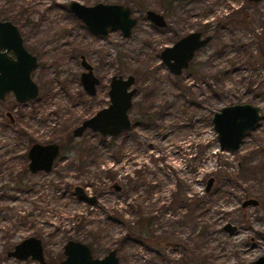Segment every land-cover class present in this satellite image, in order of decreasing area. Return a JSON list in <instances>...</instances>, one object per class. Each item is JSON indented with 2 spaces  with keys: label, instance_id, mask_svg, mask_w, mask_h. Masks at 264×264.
Here are the masks:
<instances>
[{
  "label": "rangeland",
  "instance_id": "rangeland-1",
  "mask_svg": "<svg viewBox=\"0 0 264 264\" xmlns=\"http://www.w3.org/2000/svg\"><path fill=\"white\" fill-rule=\"evenodd\" d=\"M71 1L121 2L138 23L128 39L117 31L95 36L67 10ZM167 3L0 0V20L18 28L38 59V97L0 102V264H35L7 258L29 237L42 241L46 264H60L69 240L88 245L94 258L116 250L120 264H250L264 256V0L249 6L245 23L220 30L213 28L225 14L218 8L215 20L208 18L213 42L179 76L159 54L204 30L208 10L201 0H176L171 11ZM144 10L164 14L172 32L155 30ZM79 54L101 81L95 97L81 88ZM112 76L135 78L130 130L113 138L87 130L74 138L77 126L108 106ZM235 104L259 107L261 120L237 152L220 151L211 119ZM35 143L66 144L48 174L28 171ZM76 186L97 203L79 200ZM248 199L257 206L242 208ZM225 224L237 231L227 233Z\"/></svg>",
  "mask_w": 264,
  "mask_h": 264
},
{
  "label": "water",
  "instance_id": "water-1",
  "mask_svg": "<svg viewBox=\"0 0 264 264\" xmlns=\"http://www.w3.org/2000/svg\"><path fill=\"white\" fill-rule=\"evenodd\" d=\"M259 1V0H253ZM67 10L81 22L92 35L105 38L109 31H120L123 38L132 36L137 25V19L132 15L129 6L119 4L97 3L92 6L83 5L77 1L67 4ZM146 18L157 26H165L162 15L147 11ZM210 38L202 39L199 33H190L160 53V59L167 69L179 76L189 67L195 53L204 46ZM80 82L90 96L95 95V87L99 80L93 74V68L84 56H81ZM37 57L31 54L23 45V39L18 28L10 21L0 20V102L11 94L18 104L33 101L38 97V86L32 79V72L37 68ZM264 67V63L262 64ZM133 76H113L110 80L108 106L99 110L91 118L83 121L72 131L74 138H79L87 130L98 133L101 137H116L130 130L129 112L133 98L137 93ZM261 120L260 109L250 104H235L221 108L212 116L211 122L220 151L235 153L240 149L244 137L255 129ZM60 146L57 143L30 146L27 158L28 171L31 174L50 173L55 161L60 156ZM213 186L209 179L206 192ZM116 192L120 189L113 186ZM74 195L88 204H95L97 199L89 196L85 190L76 186ZM258 202L248 199L242 203V208L257 206ZM223 230L229 234L237 231L231 224H225ZM64 260L61 264H120L116 250H111L103 258H94L88 245L69 240L63 247ZM8 258L26 261L29 258L39 264H45V256L41 240L29 237L15 245ZM250 264H264V256L258 257Z\"/></svg>",
  "mask_w": 264,
  "mask_h": 264
},
{
  "label": "flooded vegetation",
  "instance_id": "flooded-vegetation-1",
  "mask_svg": "<svg viewBox=\"0 0 264 264\" xmlns=\"http://www.w3.org/2000/svg\"><path fill=\"white\" fill-rule=\"evenodd\" d=\"M167 1V0H166ZM262 0H259V1H253V0H243V1H236V0H228V2L227 3H224V0H218V1H214L212 4H211V6H209V2H207V0H201V8H204V9H206V10H208L206 13H205V15H201L202 16V18H204V20H205V22L203 23V28H204V30H199V31H193V32H191V33H199L200 35H201V38L202 39H205V38H210L209 39V41L204 45V46H202V47H200V49H198L197 50V52L195 53V55L198 53V52H200V51H203V50H205L206 49V47L207 46H209L210 44H211V42H213V40H214V38H215V35H216V33H208V31H210L211 29V26H212V24H211V21H214L215 20V18H214V14H215V12H216V10L218 9V8H222V9H224L225 10V14H223L222 16H220V18H222V19H219L218 21H217V24L215 25V27H213V28H215V29H223V28H225V26H227V24H229V25H231L232 26V24H239V23H245L247 20H248V16H249V13H250V11H249V8L251 7V5H253V4H257V3H260ZM176 2V0H168V3H167V11H171L173 8H172V4H174ZM97 4V3H96ZM112 4V3H111ZM113 4H116V3H113ZM177 4H180L179 2H177ZM119 5H123V4H119ZM248 6V7H247ZM250 6V7H249ZM67 7V6H66ZM238 8V10H236V9H234V8ZM171 8V9H170ZM170 9V10H169ZM147 11H152V10H147ZM147 11H145L144 12V16H145V18H146V12ZM155 12V11H154ZM249 12V13H248ZM157 13V12H156ZM167 13V12H166ZM165 13V14H166ZM241 13H243L244 14V17H237V14H241ZM159 14V13H158ZM160 15H162L163 16V18H164V20H165V26H157V25H155V24H153V23H151L147 18V20L149 21V23H150V25L155 29V30H163L164 28H168V30H169V32H172V28L171 27H169L168 26V24H167V22H166V19H165V15L164 14H160ZM208 18H210L211 19V21H209L208 20ZM137 19V18H136ZM81 23V22H80ZM137 23H138V19H137ZM110 32V31H109ZM117 32H119L120 33V31H117ZM20 33V32H19ZM109 34V33H108ZM107 34V35H108ZM121 34V33H120ZM190 34V33H189ZM188 35V34H187ZM122 36V35H121ZM107 37V36H106ZM184 37V36H183ZM183 37H180V38H178L174 43H176L177 41H179L181 38H183ZM173 43V44H174ZM172 44V45H173ZM23 45H24V43H23ZM172 45H170V46H172ZM170 46H167V47H170ZM25 47V46H24ZM26 48V47H25ZM166 48V47H165ZM164 48V49H165ZM164 49H162L161 50V52L164 50ZM27 50V49H26ZM28 51V50H27ZM160 52V53H161ZM32 54V53H31ZM225 54V53H224ZM160 55V54H159ZM195 55H194V57H195ZM35 56V55H34ZM81 56H84L85 57V60L89 63V61L87 60V58H86V56L84 55V54H79L78 55V60H79V65H80V67H81ZM194 57H193V59H194ZM193 59H192V61H193ZM191 61V62H192ZM191 62L189 63V67H190V64H191ZM37 64H38V59H37ZM89 64H91V63H89ZM38 66V65H37ZM91 66H92V68H93V74H94V76L99 80V84L95 87V95L94 96H90L87 92H85V90L83 89V87H82V85H81V82H80V77H81V74L84 72V70H83V68L81 67V69H82V72L80 73V76H79V82H80V85H81V88H82V90H83V92L85 93V94H87L89 97H95L96 96V94H97V88L100 86V84H101V81H100V79L96 76V74H95V72H94V67H93V65L91 64ZM188 67V68H189ZM187 68V69H188ZM186 69V70H187ZM185 70V71H186ZM184 72V71H183ZM32 76V75H31ZM113 77V76H112ZM111 77V78H112ZM111 80V79H110ZM109 84H110V82H109ZM108 91H109V85H108ZM9 95H11V94H9ZM107 96H108V92H107ZM7 98V97H6ZM108 101H109V98H108ZM4 102V101H3ZM132 106H133V104H132ZM7 116H9L8 114H7ZM94 116V115H93ZM131 126H132V122H131ZM78 127V126H77ZM86 132V131H85ZM124 133V132H123ZM84 134V133H83ZM122 134V133H121ZM120 134V135H121ZM61 149V148H60ZM28 153V152H27ZM60 157V156H59ZM58 157V158H59ZM56 162V161H55ZM54 167V166H53ZM119 187V186H118ZM75 188V187H74ZM120 189V188H119ZM120 192V191H119ZM97 199V198H96ZM97 203V202H96ZM95 203V204H96ZM150 221V220H149ZM38 239V238H37ZM42 242V241H41ZM158 244H164V241H162V240H157L156 241ZM42 247H43V245H42ZM90 248V247H89ZM14 249V248H13ZM43 251H44V248H43ZM44 256H45V254H44ZM8 258V257H7ZM9 259H13V258H9ZM13 260H15V259H13ZM15 261H17V262H21V263H27L28 261H30V262H32V263H35V264H39L38 262H35V261H32L30 258L28 259V260H26V261H18V260H15ZM45 264H46V258H45ZM60 264H61V262H60Z\"/></svg>",
  "mask_w": 264,
  "mask_h": 264
},
{
  "label": "trees",
  "instance_id": "trees-1",
  "mask_svg": "<svg viewBox=\"0 0 264 264\" xmlns=\"http://www.w3.org/2000/svg\"><path fill=\"white\" fill-rule=\"evenodd\" d=\"M134 0H132V2H133ZM121 2H118V4H120ZM128 3H130V2H127L126 4H128ZM137 3V6L139 5V2H136ZM106 4H111V3H106ZM124 5V4H123ZM125 6H129V5H125ZM130 7V6H129ZM140 7V6H139ZM145 11V10H144ZM147 11V10H146ZM151 118H152V116L151 115H149V114H143V116H142V121L144 120V121H147V122H151ZM140 124H142V122H138V125H140ZM72 142V139L71 138H69L68 139V141H67V143H71ZM65 143H62V145H60V150L62 151H64L65 152ZM69 151H71V149L69 150ZM131 234V236H133V235H135V236H137V234H135V233H130Z\"/></svg>",
  "mask_w": 264,
  "mask_h": 264
}]
</instances>
